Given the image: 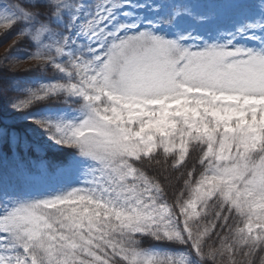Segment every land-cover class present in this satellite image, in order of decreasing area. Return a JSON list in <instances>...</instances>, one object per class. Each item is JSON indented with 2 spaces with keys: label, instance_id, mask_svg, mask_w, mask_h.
<instances>
[{
  "label": "snow or ice",
  "instance_id": "snow-or-ice-1",
  "mask_svg": "<svg viewBox=\"0 0 264 264\" xmlns=\"http://www.w3.org/2000/svg\"><path fill=\"white\" fill-rule=\"evenodd\" d=\"M0 38V264H264V0H0Z\"/></svg>",
  "mask_w": 264,
  "mask_h": 264
},
{
  "label": "rangeland",
  "instance_id": "rangeland-1",
  "mask_svg": "<svg viewBox=\"0 0 264 264\" xmlns=\"http://www.w3.org/2000/svg\"><path fill=\"white\" fill-rule=\"evenodd\" d=\"M9 43H11V39L8 38L7 40H4L3 38H0V55L3 54L4 48H6L7 44H9ZM14 55H23V46L21 48V51L18 53H15ZM28 66L29 65H27V64L22 65L21 71L23 70V68H26Z\"/></svg>",
  "mask_w": 264,
  "mask_h": 264
},
{
  "label": "trees",
  "instance_id": "trees-1",
  "mask_svg": "<svg viewBox=\"0 0 264 264\" xmlns=\"http://www.w3.org/2000/svg\"><path fill=\"white\" fill-rule=\"evenodd\" d=\"M9 39H12V38H9Z\"/></svg>",
  "mask_w": 264,
  "mask_h": 264
}]
</instances>
